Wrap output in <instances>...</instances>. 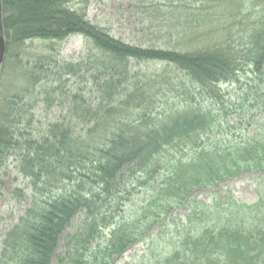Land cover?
<instances>
[{
    "label": "trees",
    "instance_id": "trees-1",
    "mask_svg": "<svg viewBox=\"0 0 264 264\" xmlns=\"http://www.w3.org/2000/svg\"><path fill=\"white\" fill-rule=\"evenodd\" d=\"M1 1L7 52L27 40L62 41L71 34L91 50L76 60L40 56L22 72L29 77L23 87L0 101V170L13 156L31 193L0 264H109L140 239L148 242L142 264H264V100H256L262 123L248 119L253 132L239 139L229 137L220 113V84L240 83L245 70L264 83V1L240 0L237 14H245L232 24L223 17H235L229 9H198L197 20L211 25L198 48L178 40L164 47L126 42L92 22L86 8L70 5L73 0ZM180 14L169 26L178 37L180 23L191 31L186 20L195 15ZM221 24L228 30L216 34ZM150 60L161 69L133 68ZM170 68L180 74L171 76ZM71 78L79 87L65 94ZM248 82L250 92L254 83ZM40 102L66 103L69 117L31 136V110ZM246 172L260 181L254 203L230 194L210 201L193 196ZM133 183L146 187V196L133 215L116 217L110 208L131 194ZM80 213L81 224L66 232ZM65 234L69 240L58 253Z\"/></svg>",
    "mask_w": 264,
    "mask_h": 264
},
{
    "label": "rangeland",
    "instance_id": "rangeland-1",
    "mask_svg": "<svg viewBox=\"0 0 264 264\" xmlns=\"http://www.w3.org/2000/svg\"><path fill=\"white\" fill-rule=\"evenodd\" d=\"M74 1V2H73ZM70 5L79 6L80 8H86L88 18L108 30L111 34L120 38L126 42L132 44H139L144 46H161L164 47L168 42L176 41L182 42L180 45L184 48H198L208 40L203 36L207 29L204 27L207 25L200 19L197 20L196 15L198 9H203L207 5L215 6L220 14L222 7L234 12L235 17L227 16L224 14L228 24L234 23L233 21L239 20V16H243L245 13L237 14L240 10V0H216L209 2V0H182L168 4L167 0H73ZM169 1V0H168ZM172 1V0H171ZM264 0H252L254 5L260 6L258 3H262ZM217 2H222V6L218 8ZM166 3L168 7H166ZM87 7H85V5ZM170 7V8H169ZM186 9V10H185ZM258 9V8H257ZM192 11L195 15L188 17L186 22L188 25L193 26L191 31L188 28L181 30L183 24L180 23L181 36H176L173 28L169 29V26L176 21L178 16ZM182 18V17H180ZM184 18V17H183ZM186 17L184 18V20ZM219 19V18H218ZM182 19V21H184ZM215 21V22H214ZM212 21L217 22V18ZM211 25H207L209 27ZM226 25H219L215 30V33H223ZM228 30V29H227ZM226 30V31H227ZM202 33V34H201ZM214 38V36H212ZM194 39V40H193ZM203 41H202V40ZM91 45L79 34H71L62 41H48V40H27L24 45H12L9 51L5 54L4 62L2 63L0 70V101L4 96L11 94L19 86L23 87V83L29 80L27 75L22 73L26 72L28 67L33 65V62L37 61L40 56L47 54H59L66 60H76L87 52H90ZM135 70L141 72H154L161 69V65L157 62H140L133 67ZM169 73L171 76L179 75L180 72L175 68H170ZM242 74V81L240 83H222L221 88L224 91L223 108L221 105H214L220 109V113L226 115L227 121H229L230 130L229 137L233 139H239L240 133H252L254 126H249L247 120L252 117L253 121H258V125L262 123V116L259 109L262 111L261 106L259 108L256 100H264V83H254L256 80L253 78V74L249 70H245ZM25 76V79L22 77ZM250 80L252 88L250 92H247ZM25 81V82H26ZM75 78H71L64 84L63 89L66 93L72 92L75 88L79 87V84L75 82ZM70 89V90H69ZM59 92V91H58ZM57 92V93H58ZM64 94V95H65ZM64 95H59L62 99ZM53 106H48L45 102L34 104L31 110L32 122L26 129L31 136H39L46 130V126L50 122L56 120L61 121L69 117V108L66 103L59 104L53 103ZM208 104H210L208 102ZM213 105V104H212ZM242 121H240V120ZM78 123H81L78 125ZM78 127L84 126L82 121L78 122ZM264 129V126L261 130ZM255 132V131H254ZM13 157V156H12ZM9 157L6 165L0 170V261L6 255L9 256L11 251H5L7 247L8 232L12 231L15 225L19 223L20 217L25 212L31 201L30 187L28 185V179L22 175L19 176L17 169L15 168L16 161L14 158ZM254 177L253 173H242L229 180L221 183L214 192L212 191H195L193 196H197V199H209L224 196L230 194L235 199L245 202L247 204L254 203L258 197L257 185L260 182ZM133 183L130 195L125 193L121 194L119 204L116 203L111 206L110 212H114L116 217H127L133 215L136 210H139L141 201L145 198L146 187L138 186ZM205 197V198H204ZM175 212V211H174ZM183 211L177 209V213L183 215ZM82 214H78L75 217L74 225L68 228L66 232L72 233L76 227L82 222ZM172 226L171 222L169 223ZM158 227L155 226L151 235H156ZM172 228V227H170ZM62 239L57 252H63L66 246L67 237ZM108 229L105 230L104 236L101 237V242H106L108 239ZM149 238V236H148ZM148 242L145 239H140L134 245L130 246L124 255L120 258H116L109 264H142L139 256L143 251H147ZM159 243V240H158ZM157 243V244H158ZM103 244H101L102 246ZM155 246V245H153ZM5 252V253H4ZM55 262V260H54ZM53 262V264H54Z\"/></svg>",
    "mask_w": 264,
    "mask_h": 264
},
{
    "label": "water",
    "instance_id": "water-1",
    "mask_svg": "<svg viewBox=\"0 0 264 264\" xmlns=\"http://www.w3.org/2000/svg\"><path fill=\"white\" fill-rule=\"evenodd\" d=\"M2 3L0 0V66L2 64V61L4 60V53H5V38H4V28H3V22H2Z\"/></svg>",
    "mask_w": 264,
    "mask_h": 264
}]
</instances>
